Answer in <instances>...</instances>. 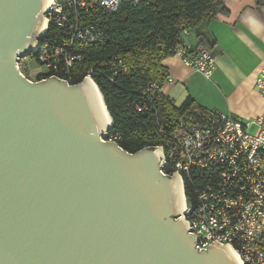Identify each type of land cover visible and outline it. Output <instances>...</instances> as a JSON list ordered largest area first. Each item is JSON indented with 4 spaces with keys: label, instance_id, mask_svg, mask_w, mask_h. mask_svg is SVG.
Returning <instances> with one entry per match:
<instances>
[{
    "label": "water",
    "instance_id": "obj_1",
    "mask_svg": "<svg viewBox=\"0 0 264 264\" xmlns=\"http://www.w3.org/2000/svg\"><path fill=\"white\" fill-rule=\"evenodd\" d=\"M48 6L0 0V264H242L217 240L198 249L161 145L128 152L103 138L87 78L21 73Z\"/></svg>",
    "mask_w": 264,
    "mask_h": 264
},
{
    "label": "built area",
    "instance_id": "obj_2",
    "mask_svg": "<svg viewBox=\"0 0 264 264\" xmlns=\"http://www.w3.org/2000/svg\"><path fill=\"white\" fill-rule=\"evenodd\" d=\"M122 1L52 0L45 9V30L31 55L46 69H55L61 61L70 66L81 56L68 53L66 42L52 45L47 41L49 22L70 32L69 44L75 39H97L101 33L83 27L79 14L83 10L115 11ZM174 55L194 71L210 76L215 59L210 50L188 52L178 45ZM254 80L263 102V111L254 120L200 108L177 118L160 144L165 163L161 171L171 175L176 170L180 176L185 202L182 215L193 228L189 232L197 236L198 249L217 240L237 254L242 264H264V64ZM149 89L157 96L162 94L157 83ZM143 108L136 106L138 111Z\"/></svg>",
    "mask_w": 264,
    "mask_h": 264
},
{
    "label": "trees",
    "instance_id": "obj_3",
    "mask_svg": "<svg viewBox=\"0 0 264 264\" xmlns=\"http://www.w3.org/2000/svg\"><path fill=\"white\" fill-rule=\"evenodd\" d=\"M91 1V0H88ZM124 0L115 11L83 10L79 22L101 33L92 40H73L70 32L50 21L45 33L52 45L66 42L70 54L81 59L70 66L57 62L55 69L38 73L34 80L56 76L70 84L87 74L102 94L112 126L104 136L128 152L163 144L177 118L200 109L192 98L176 107L157 96L149 85L167 79L162 60L183 45L184 34L227 12L225 0ZM200 45L206 37L198 33ZM35 57V56H34ZM36 58V57H35ZM30 79V78H29ZM136 106H145L141 111ZM185 191L189 187L185 184Z\"/></svg>",
    "mask_w": 264,
    "mask_h": 264
},
{
    "label": "crops",
    "instance_id": "obj_4",
    "mask_svg": "<svg viewBox=\"0 0 264 264\" xmlns=\"http://www.w3.org/2000/svg\"><path fill=\"white\" fill-rule=\"evenodd\" d=\"M225 6V14L183 37L188 52H212L210 76L184 65L177 55L167 56L162 65L168 80L161 93L176 107L190 97L200 108L251 121L263 111L254 79L264 64V0H225ZM198 33L205 35L206 45L199 44Z\"/></svg>",
    "mask_w": 264,
    "mask_h": 264
},
{
    "label": "rangeland",
    "instance_id": "obj_5",
    "mask_svg": "<svg viewBox=\"0 0 264 264\" xmlns=\"http://www.w3.org/2000/svg\"><path fill=\"white\" fill-rule=\"evenodd\" d=\"M19 68L21 73L25 75L27 78H30V80H34L35 76L38 73L45 72L47 70L46 67L40 64L37 61V59L31 54L30 55L28 54L21 59Z\"/></svg>",
    "mask_w": 264,
    "mask_h": 264
},
{
    "label": "bare ground",
    "instance_id": "obj_6",
    "mask_svg": "<svg viewBox=\"0 0 264 264\" xmlns=\"http://www.w3.org/2000/svg\"><path fill=\"white\" fill-rule=\"evenodd\" d=\"M51 1L52 0H49V5L51 4ZM45 26H46V20L44 19L43 23H42V30L45 29ZM89 81V83L92 85V87L95 88L96 92H97V98L99 99L100 103H101V106L103 108V111L105 113V122L108 124V128L112 126V119L107 111V108H106V105L104 103V100H103V97H102V94L100 93L97 85L94 83V81L90 78V77H86ZM107 128V127H106Z\"/></svg>",
    "mask_w": 264,
    "mask_h": 264
},
{
    "label": "flooded vegetation",
    "instance_id": "obj_7",
    "mask_svg": "<svg viewBox=\"0 0 264 264\" xmlns=\"http://www.w3.org/2000/svg\"><path fill=\"white\" fill-rule=\"evenodd\" d=\"M20 64V63H19Z\"/></svg>",
    "mask_w": 264,
    "mask_h": 264
}]
</instances>
